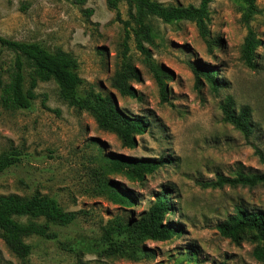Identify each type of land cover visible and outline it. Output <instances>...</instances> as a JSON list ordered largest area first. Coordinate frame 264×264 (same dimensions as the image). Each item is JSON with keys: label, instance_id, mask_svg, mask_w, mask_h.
Segmentation results:
<instances>
[{"label": "rangeland", "instance_id": "1", "mask_svg": "<svg viewBox=\"0 0 264 264\" xmlns=\"http://www.w3.org/2000/svg\"><path fill=\"white\" fill-rule=\"evenodd\" d=\"M163 5L201 0H155ZM259 13L250 27L262 46L254 67L241 59L247 34L241 21L243 4L212 0L208 30L219 46L211 48L192 22L165 23L151 18L155 46L149 49L164 78L167 99L160 101L157 85L129 31L128 55L139 81L130 82L135 97L122 96L110 86L119 67L123 24L105 0H0V36L36 41L51 51L75 58L81 91L111 96L132 118L148 127L136 136V146L121 145L117 136L97 126L94 117L69 106L52 80L38 82L30 109L3 104L12 54L0 45V157L16 150L20 161L0 173V196L55 197L66 211H79L74 223L56 227L58 237H30L31 254L21 259L0 238V264H264L253 256L259 245L253 232L239 244L222 237L216 225L238 207L264 211V184L253 187L226 179L264 171L256 149L264 153V0H255ZM123 20H131L126 0L118 4ZM131 22V21H130ZM191 62L217 70L222 86L213 92L203 81L194 87ZM235 113L250 108L249 136L224 120L223 104ZM163 159L162 166L142 181L109 172L113 159ZM112 181L135 199L131 207L113 203L99 193V182ZM169 188L174 214L164 221L178 223L180 232L164 241L146 240L129 254H107L106 230L118 221L137 220L159 188Z\"/></svg>", "mask_w": 264, "mask_h": 264}, {"label": "trees", "instance_id": "2", "mask_svg": "<svg viewBox=\"0 0 264 264\" xmlns=\"http://www.w3.org/2000/svg\"><path fill=\"white\" fill-rule=\"evenodd\" d=\"M81 4L84 0H67ZM120 0H105L109 9L115 13L114 20L123 24L125 38L122 42L119 67L110 79V86L122 96L135 97L136 91L132 81H139L138 70L128 55L127 39L131 30L136 49L143 56V61L150 70L157 85L160 101L167 99V88L164 78L170 79L159 66L154 65L149 49L144 45L155 46V36L150 19L157 18L165 23L185 20L192 22L208 47L219 46L220 41L213 39L208 30L210 22L208 5L212 0H201L198 6L192 4L163 5L155 0H126L131 20H123L118 4ZM243 4L241 21L247 27V34L240 47L241 59L248 67H254L256 50L262 46L260 39L250 27V22L259 9L255 0H236ZM131 21V22H130ZM0 45L12 54L8 70V82L3 88V104L12 109H30L35 98L34 88L38 82L52 80L62 100L78 110L90 113L101 129L114 133L122 146H136V136L145 132L148 122L143 118H132L121 110L109 95H102L92 90L81 91V79L78 75V64L74 57L63 51H51L40 42L19 41L0 36ZM194 75V87L199 89L205 81L213 92L222 83L217 70L206 63L191 62ZM224 120L231 123L244 136L252 133L249 123L250 108L244 106L237 113L233 111L230 100L223 104ZM259 162L264 165V153L256 149ZM20 161L16 150L0 157V173ZM163 159H113L109 172L123 173L129 179L142 181L145 175L154 173L162 166ZM233 184L253 187L264 184V171L251 175H239L226 179ZM99 193L123 207H131L135 199L112 181L103 179L99 182ZM79 211H66L55 197L32 195L20 197L16 194L0 196V238L6 247L17 257L24 259L31 254L32 245L26 241L30 237L53 240L58 237L56 227H66L75 222ZM173 215L169 188H159L153 195L148 208L135 221L111 225L106 230L107 254H129L125 247L130 244V257L134 246L146 240L164 241L180 232L178 223L165 220V215ZM219 234L239 244L246 232H253L259 245L253 256L264 261V211H251L238 207L235 212L216 225Z\"/></svg>", "mask_w": 264, "mask_h": 264}]
</instances>
